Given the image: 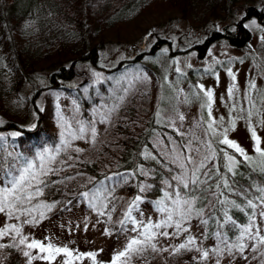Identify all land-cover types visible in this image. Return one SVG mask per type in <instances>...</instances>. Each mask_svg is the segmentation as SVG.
<instances>
[{"label":"snow or ice","instance_id":"snow-or-ice-1","mask_svg":"<svg viewBox=\"0 0 264 264\" xmlns=\"http://www.w3.org/2000/svg\"><path fill=\"white\" fill-rule=\"evenodd\" d=\"M233 24L249 30L260 28L256 19L248 20L246 13L236 16ZM260 39L264 41V35ZM233 62V58L215 59L201 70L215 75L218 81L217 69L223 67L230 78L219 97L225 114L214 115L217 97L204 84H193L187 92L170 86L167 108L157 107L150 123L169 129L171 134L155 127L145 129V142L137 147L128 170L101 173L102 178L77 168L84 148L74 146V142L97 143L98 125H110L113 114L124 105L136 83L147 79L139 71L117 80L110 97L112 103L94 109L91 118L61 115L55 146L29 156L15 150L21 131L0 132V250L21 253L26 264H78L85 259L99 264L96 251L79 252L56 245L48 237L36 239L25 234L24 227L39 225L50 214L68 211L75 203L94 213L97 224H112L117 202L124 200L116 195L117 189L130 187L135 194L115 221L117 232L125 234V240L109 264H133L134 257H143L148 251L169 249L173 255L182 251L197 253L192 256L195 264H222L225 257L230 258L229 264H264V137L258 131L264 130V61L253 65L242 92L236 72L228 66ZM175 72L186 78L181 67H175ZM193 104L198 105V115L189 120L181 106ZM238 122H243L250 134L254 155L229 136ZM241 169L247 171L251 182L240 183ZM150 192L156 193V198L148 201L156 219L145 217L141 207ZM193 221L202 229L198 234H193ZM88 227L84 225L85 230ZM103 234L111 236L113 229L105 227ZM180 237L184 239L168 248L159 244L162 238ZM210 239L214 243L205 247L204 242Z\"/></svg>","mask_w":264,"mask_h":264},{"label":"rangeland","instance_id":"rangeland-1","mask_svg":"<svg viewBox=\"0 0 264 264\" xmlns=\"http://www.w3.org/2000/svg\"><path fill=\"white\" fill-rule=\"evenodd\" d=\"M263 5L264 0H242L230 7L229 12L224 14L218 10L206 11L204 5L200 3L199 6L196 5L193 14L188 16L182 15L175 8H165L164 4L162 6L157 5L160 7L152 6L129 20L115 23L110 29L105 30L101 36L103 47L97 57L98 65L94 66L88 62L79 64L74 69L73 81L69 83L70 87L79 88L80 93L88 103L86 110L88 115L86 116H83L80 104L72 99L73 95L48 86L51 73V69L48 67H37L33 82L25 83L20 92L11 90L9 82L5 80L7 92L3 96L2 106L7 109L5 110L7 116L16 120H22L25 113H28L25 115H29L32 119L39 116L43 128L53 135V144L48 142L45 145L39 139L36 145L29 146V152L23 153L31 156L44 147L55 146L59 142V132L61 130L59 117L61 115L69 117L72 114H76L78 118L85 120L91 118L94 109L101 105H110L112 103L110 97L116 81L123 79L127 74L136 73L137 71L145 75L147 79L143 83H136L135 89L128 95L124 105L118 112L113 114L110 125H98L99 135L97 143L93 145L84 141L74 142V146L84 148V152L80 154L81 163L77 165V168L87 175L90 174L82 169V164L86 162H95L100 173L114 172L123 152L121 140L124 135L120 132L121 127L127 126L135 136L147 129L153 120L157 107L167 108L170 86L183 88L187 92L188 88L193 84H204L206 88H211L217 97L214 115L225 114V109L220 104L219 97L225 93L231 81L224 68L218 67L217 69L219 73L218 81L215 75H208L203 72L199 74L195 70H202L215 59L225 61L233 58L234 62L228 66L232 67L233 71L236 72L237 83L242 92L247 80L250 78V70H253V65L264 61V41L260 39L264 35L263 15L260 13V17L257 18L248 12L247 7L251 6V10L255 11L259 7L263 8ZM241 13H246L249 21L256 19L260 25V28L253 27L251 30L248 29L251 39L245 47L237 48L227 44L224 40H218L207 45V48L204 49L207 52L203 58H198L196 54L192 55V53H195L193 51L184 56L176 55L173 58H168L165 54L160 53L162 55L156 59L144 61L150 66L151 64H156L157 68L154 71L140 68L142 67L140 65L138 66L139 68L134 66V68H129L117 75L110 76L107 74V69L116 66L120 60L131 58L137 52L149 50L152 46H155V41L158 37L167 41L170 40V44H162L159 49L155 46L153 49L156 50H202L200 44L206 39L211 29L221 30L224 26L232 29L236 26L233 24L234 18ZM193 46L195 47L192 48ZM240 59H243L244 62L239 63ZM173 61H178V65ZM188 64H191L192 68H188ZM177 66L181 67L187 74L186 78L178 77L175 72V67ZM190 70H193L196 75L192 74ZM96 73L99 76L95 75ZM165 77H167V81ZM257 79L259 82V78ZM162 99L164 100L163 103L161 102ZM29 104L32 105L29 106ZM32 106L38 108L40 114L31 112ZM216 108L219 109L218 112L215 110ZM132 111H136V117L134 118L130 117ZM181 111L190 120L198 115V105L193 104L191 107L182 105ZM7 116H0V121L7 120ZM185 127H188L187 121ZM258 131L264 137V130ZM229 136L250 154H255L249 139L250 134L243 122H238L235 131L230 132ZM9 140L11 141V139ZM15 150L19 152L17 146ZM72 186L74 187V184ZM123 189H127L129 192H122L117 189L116 195L123 197L124 200L117 202V212L113 213L112 224H97L94 213H91L85 205L75 203L68 211L59 210L50 214L39 225H26L24 232L40 240H45L48 237L56 245H67L79 252L96 251L99 264H109L113 254L123 246L125 240V234L117 232L119 225L115 224V221L121 218V213L126 207V201L132 197L131 191H134V189L130 187ZM54 198L64 199L61 196ZM141 207L144 210L145 217L157 218L150 203L145 202ZM2 219L0 217V222H2ZM85 224L89 225L87 230L84 228ZM105 227L112 228L113 235H104L103 229ZM192 231L193 234H198L202 231V229L196 227V221H193ZM183 239L184 237H180L178 240L162 238L159 244L161 247L168 248L169 244H178ZM204 243L205 247H207L212 245L214 241L207 240ZM170 252L171 249L158 253L148 251L143 257H134L133 264H190L193 261L192 256L198 255L195 252L186 251L175 255L170 254ZM20 255L23 264H26V259L21 253ZM229 261L230 258L225 257L222 264H229ZM33 264H47V262L34 261ZM78 264H93V262L90 259H85L78 262ZM210 264H214V261L210 262ZM237 264H244V262L238 261ZM251 264H257V262L251 261Z\"/></svg>","mask_w":264,"mask_h":264},{"label":"trees","instance_id":"trees-1","mask_svg":"<svg viewBox=\"0 0 264 264\" xmlns=\"http://www.w3.org/2000/svg\"><path fill=\"white\" fill-rule=\"evenodd\" d=\"M241 1L0 0V116H7L5 111L7 109L2 106L3 96L7 92L6 81L9 82L11 90L20 92L25 83L33 82L37 67L50 68L48 86L73 95L72 99L80 104L83 116H86L88 115L86 111L88 103L83 98L79 88H72L69 83L73 81L74 69L79 64L88 62L94 66L98 65L97 57L103 47L101 36L105 30L110 29L115 23L131 19L152 6L160 7L157 5L162 6L165 4V8H175L182 15L191 16L196 5L199 6L201 3L206 11L218 10L227 14L230 7ZM251 9V6L247 7L248 12L257 18L260 17L261 13L264 20V7H259L255 11ZM235 28L236 31L234 32L227 26H224L221 30L211 29L206 39L200 44L202 50H168L167 52L156 50L153 49L155 46L159 49L162 44H170V40L167 41L158 37L155 46H152L149 50L137 52L131 58L120 60L116 66L107 69V74L110 76L117 75L129 68H134V66L139 68L140 65H142L140 68L154 71L157 68L156 64L150 66L144 61L154 60L162 54H165L168 58H173L176 55L184 56L193 51L198 58H203L207 52V50H204L207 45L218 40H224L227 44L237 48L247 46L251 39L250 31L242 25H236ZM190 71L195 74L193 70ZM195 71H198L199 74L202 73L200 69ZM32 104H29V106ZM31 112L40 114L35 106H32ZM25 114L23 119L21 118L22 120L7 116V120H3L4 123L0 124V132L21 131L23 135L15 141L21 153L29 152V146L36 145L39 139L45 145L48 142L53 144V135L43 128L39 116L32 119ZM135 115L136 111H132L130 117L134 118ZM33 125L36 127L33 128ZM152 127H155L157 131H167L171 134L169 129H162L160 126L150 123L148 128ZM120 132L124 135L121 140L123 152L114 171L128 170L137 147L145 142V131H141L135 136L127 126H122ZM82 165V169L91 176L102 178L95 162H86ZM241 171L243 177L240 179V183L243 184L244 181L251 182L247 171L243 169ZM120 191L129 192L127 189H120ZM131 192L133 196L135 189ZM146 195L147 200L145 202L147 203L156 198L155 192ZM0 264H23V261L19 252L6 248L1 250ZM190 264H195V262L191 261Z\"/></svg>","mask_w":264,"mask_h":264}]
</instances>
